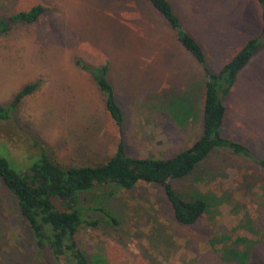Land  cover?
<instances>
[{
	"label": "rangeland",
	"instance_id": "374dc122",
	"mask_svg": "<svg viewBox=\"0 0 264 264\" xmlns=\"http://www.w3.org/2000/svg\"><path fill=\"white\" fill-rule=\"evenodd\" d=\"M167 1L201 47L203 65L147 0H0V17L44 8L35 22H18L0 35V107L24 85L36 84L8 120H0V157L25 167L35 160L34 143L59 166L77 167L103 163L119 138L132 158L167 159L191 146L202 133L204 69L217 72L259 33L263 8L256 0ZM103 65L122 112L121 136L91 76ZM220 100L219 136L243 145L246 154L214 148L187 176L170 182L182 199L204 202L201 217L177 223L155 184L94 188L78 196L75 238L88 258L264 264V169L258 165L264 162V48ZM37 254L0 181V264H53Z\"/></svg>",
	"mask_w": 264,
	"mask_h": 264
},
{
	"label": "trees",
	"instance_id": "16d2710c",
	"mask_svg": "<svg viewBox=\"0 0 264 264\" xmlns=\"http://www.w3.org/2000/svg\"><path fill=\"white\" fill-rule=\"evenodd\" d=\"M147 1L168 26L176 31L182 47L194 60L203 65L204 54L201 47L181 29L168 1ZM256 2L264 10V0ZM263 10L259 33L249 38L217 72L210 73L204 69L207 80L202 102L201 136L191 146L173 157L167 159L128 157L123 152L120 138L114 153L103 163L95 165L61 167L52 162L44 150L34 143L35 160L25 167H10L7 161L0 157V181L14 198L17 214L30 230L33 245L40 257L51 259L53 264H103L99 256L88 258L78 247L75 238L81 222L78 196L97 187H108L113 184L118 189L127 190L137 183L155 184L163 189L177 223L191 225L201 217L205 210L204 202L196 198L189 201L182 199L175 194L170 182L187 176L214 148H223L233 154H246L243 145L219 136L218 129L224 116V106L220 97L228 94L236 75L252 55L258 49L264 48ZM43 11L42 6L35 5L27 11L0 17V35L7 33L18 22L25 24L35 22ZM106 71L107 68L103 65L93 68L90 72L97 89L104 94V111L120 135L122 112L106 79ZM35 88V83L20 88L7 106L0 107V120H8L13 109ZM258 165L264 169V162L259 161Z\"/></svg>",
	"mask_w": 264,
	"mask_h": 264
},
{
	"label": "crops",
	"instance_id": "0c3cea01",
	"mask_svg": "<svg viewBox=\"0 0 264 264\" xmlns=\"http://www.w3.org/2000/svg\"><path fill=\"white\" fill-rule=\"evenodd\" d=\"M117 103V102H116Z\"/></svg>",
	"mask_w": 264,
	"mask_h": 264
}]
</instances>
